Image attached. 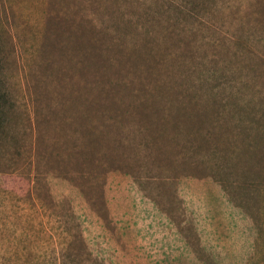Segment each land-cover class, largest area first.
I'll return each mask as SVG.
<instances>
[{"label": "rangeland", "instance_id": "obj_1", "mask_svg": "<svg viewBox=\"0 0 264 264\" xmlns=\"http://www.w3.org/2000/svg\"><path fill=\"white\" fill-rule=\"evenodd\" d=\"M187 241L264 264V0H0V264Z\"/></svg>", "mask_w": 264, "mask_h": 264}, {"label": "crops", "instance_id": "obj_2", "mask_svg": "<svg viewBox=\"0 0 264 264\" xmlns=\"http://www.w3.org/2000/svg\"><path fill=\"white\" fill-rule=\"evenodd\" d=\"M217 217H220L218 214H216ZM215 220V219H213ZM217 222V221H214ZM218 223V222H217ZM221 224L222 226H224L225 228H222L220 226L219 230H218V235H222L223 239H217V241H219L221 243L220 247H229L231 244H229L228 242H232L233 239L232 234L230 233V230L228 229L229 226H227L226 224L223 223H218L217 225ZM194 226V224L191 223V227ZM209 229L211 230V227H209ZM254 235H252L251 238V242H254ZM241 240L236 239L235 242H239ZM245 241V240H244ZM188 244H191V241H187ZM217 242L215 241L214 244H216ZM192 246V244L190 245ZM207 247V245H206ZM192 252H182L178 255L176 254H170L167 258L169 260L170 263H182V264H198L201 262H205L206 264H247L248 263V255H252V252L254 251V247H253V243H251V245L249 246V251L246 252L245 256H240V254H229L226 253L225 254V249H223L222 251H219V249H213L211 252L208 250L207 248V253H202L201 255L197 252L195 246L193 245L192 247H190ZM238 255V256H235Z\"/></svg>", "mask_w": 264, "mask_h": 264}]
</instances>
